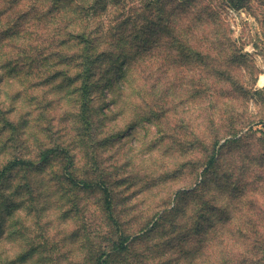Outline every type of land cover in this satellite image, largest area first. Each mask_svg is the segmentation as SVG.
Returning a JSON list of instances; mask_svg holds the SVG:
<instances>
[{"label":"rangeland","instance_id":"374dc122","mask_svg":"<svg viewBox=\"0 0 264 264\" xmlns=\"http://www.w3.org/2000/svg\"><path fill=\"white\" fill-rule=\"evenodd\" d=\"M242 4L0 0V264H96L154 223L140 263L264 253V0Z\"/></svg>","mask_w":264,"mask_h":264},{"label":"trees","instance_id":"16d2710c","mask_svg":"<svg viewBox=\"0 0 264 264\" xmlns=\"http://www.w3.org/2000/svg\"><path fill=\"white\" fill-rule=\"evenodd\" d=\"M242 2H243V0H232V5H234L236 7H241L243 5ZM80 94H81V107H82L81 117L87 125L89 122H88V116H87L86 112L88 110V103L90 101V83H89L88 77L86 75L83 77V80H82V86H81ZM14 165L15 164L8 165V166L4 167L3 173H5L6 170L10 169ZM103 191L107 192L106 196H110L106 187H103ZM108 206H109L108 209H111V202L110 201L108 202ZM155 224L156 223L153 224L152 228L148 229L145 232H143V230H142L136 235H127V236H123V237L119 236L121 238V240L119 242H117V244L113 247V249L111 250L110 253L105 252V253H102L101 255H99V257L96 258V264H112V263L115 264L114 262L116 261L115 259L117 258V256H122V261L120 262V264H145V262L144 263L139 262V256L142 255L143 253L139 252V251L134 252L133 246H135V243L144 242L145 238H148L151 236V235H149V233H153V234L157 233V226ZM115 227L118 231L119 228H117V226H115ZM170 244H171V242H170ZM210 247H211V245H210ZM151 252H152V250H151ZM128 254L133 255L132 256L133 261H130L131 257L128 256ZM149 256H150V254H145V256H144L145 260ZM155 258H158L157 254L153 255L152 259L148 258V260H146V263H149L151 260H154ZM259 259H261V260L264 259V253H262L259 257H257L255 255L253 259L249 258L247 260V262H248L247 264H259Z\"/></svg>","mask_w":264,"mask_h":264},{"label":"bare ground","instance_id":"6f19581e","mask_svg":"<svg viewBox=\"0 0 264 264\" xmlns=\"http://www.w3.org/2000/svg\"><path fill=\"white\" fill-rule=\"evenodd\" d=\"M263 82H264V77H263V76H261V77H260V83H262V84H263Z\"/></svg>","mask_w":264,"mask_h":264}]
</instances>
